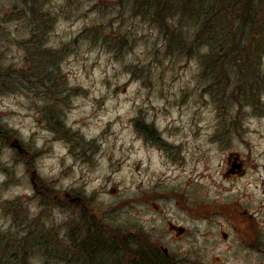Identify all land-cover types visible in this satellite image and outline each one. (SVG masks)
<instances>
[{"label":"rangeland","instance_id":"1","mask_svg":"<svg viewBox=\"0 0 264 264\" xmlns=\"http://www.w3.org/2000/svg\"><path fill=\"white\" fill-rule=\"evenodd\" d=\"M33 1L0 0V264H72L65 193L177 264H264L231 227L243 211L264 227V51L260 77L237 78L211 67L196 19L162 30L129 0Z\"/></svg>","mask_w":264,"mask_h":264},{"label":"trees","instance_id":"2","mask_svg":"<svg viewBox=\"0 0 264 264\" xmlns=\"http://www.w3.org/2000/svg\"><path fill=\"white\" fill-rule=\"evenodd\" d=\"M29 1L34 4L33 0ZM116 1L123 7L127 0ZM129 1L136 16L153 21L162 30L166 28L175 30V17L196 19L198 34L206 33L210 53L216 55L211 64L213 69L223 72L233 70L237 78L250 72L255 73V78L258 79L263 73L260 61L257 60V64L253 62L256 61L257 55L258 58H262L264 51V0ZM31 2L26 3L25 6H31ZM35 3H39V0H35ZM258 37L263 39H257ZM146 131L151 135L155 133ZM100 228L103 229L101 225ZM90 245L91 248L97 244ZM99 246L100 251L110 252L109 256L115 258L116 264H124L128 246L117 235L109 241L99 243ZM147 257L149 258L150 255L148 254ZM145 260L139 259L134 264H142ZM149 261L147 264L155 263Z\"/></svg>","mask_w":264,"mask_h":264},{"label":"flooded vegetation","instance_id":"3","mask_svg":"<svg viewBox=\"0 0 264 264\" xmlns=\"http://www.w3.org/2000/svg\"><path fill=\"white\" fill-rule=\"evenodd\" d=\"M234 155V154H232ZM238 160L240 158H237ZM230 163L231 159H229ZM238 162L237 160H235ZM234 162V163H236ZM240 169L235 170L233 173L243 174L245 168L243 167L244 163L242 161L238 162ZM237 164V163H236ZM65 198L77 203L79 208L78 215V223L79 228L70 234V243H74L76 245L75 251L72 254V264H116L115 258L108 257L106 260V256L103 254H110V252H106L101 250L99 243L104 241H109L114 238L113 229L107 228L106 220L104 217L99 215V209L93 206V201L89 198H85L82 195L76 196L74 198L69 193H65ZM255 214L248 211H243L238 220V224L236 228L233 226L234 234L236 235V239L238 241V247H244L250 253L253 254L254 251H257L262 257L264 256V227H260L256 219H254ZM104 219V220H103ZM188 219H192L191 216ZM240 221V222H239ZM106 227L101 229L100 225ZM231 224V223H230ZM168 229L171 233L176 234L179 237H186L189 233V229L187 227L176 225L172 222L168 223ZM233 234L223 233L222 237L225 241H229L232 238ZM122 241L126 243L128 246L127 254L124 264H134L135 261L139 259H146L142 264H147V262L153 261L155 263L152 264H177L176 259H173L170 256V252L167 248H164L160 243H155L154 240L149 237V235L142 231H127L125 232L121 238ZM96 243V246H92L90 248V244ZM155 243V244H153ZM100 253H103L100 255ZM150 255L148 258L147 255ZM71 257L69 256L68 259ZM149 259V260H148ZM157 259V261H156ZM149 261V262H150ZM141 263V262H140Z\"/></svg>","mask_w":264,"mask_h":264},{"label":"water","instance_id":"4","mask_svg":"<svg viewBox=\"0 0 264 264\" xmlns=\"http://www.w3.org/2000/svg\"><path fill=\"white\" fill-rule=\"evenodd\" d=\"M236 168L240 169V166L238 164H236V163H233L232 164V169L230 170V172L234 173Z\"/></svg>","mask_w":264,"mask_h":264}]
</instances>
